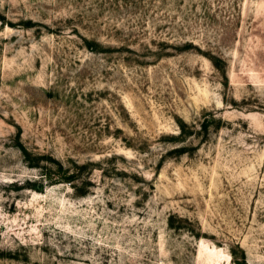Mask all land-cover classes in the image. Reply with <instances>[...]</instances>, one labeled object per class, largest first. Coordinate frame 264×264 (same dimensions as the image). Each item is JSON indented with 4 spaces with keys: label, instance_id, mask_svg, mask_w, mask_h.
Listing matches in <instances>:
<instances>
[{
    "label": "rangeland",
    "instance_id": "rangeland-1",
    "mask_svg": "<svg viewBox=\"0 0 264 264\" xmlns=\"http://www.w3.org/2000/svg\"><path fill=\"white\" fill-rule=\"evenodd\" d=\"M0 264H264V0H0Z\"/></svg>",
    "mask_w": 264,
    "mask_h": 264
},
{
    "label": "trees",
    "instance_id": "trees-1",
    "mask_svg": "<svg viewBox=\"0 0 264 264\" xmlns=\"http://www.w3.org/2000/svg\"><path fill=\"white\" fill-rule=\"evenodd\" d=\"M22 150L24 151V153L26 155H29L30 154V152L24 146H23ZM67 179H70V178H67ZM35 187L37 188V186H35Z\"/></svg>",
    "mask_w": 264,
    "mask_h": 264
}]
</instances>
